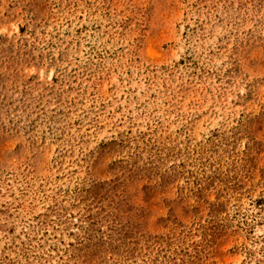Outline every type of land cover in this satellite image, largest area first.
<instances>
[{
    "label": "rangeland",
    "instance_id": "obj_1",
    "mask_svg": "<svg viewBox=\"0 0 264 264\" xmlns=\"http://www.w3.org/2000/svg\"><path fill=\"white\" fill-rule=\"evenodd\" d=\"M0 264H264V0H0Z\"/></svg>",
    "mask_w": 264,
    "mask_h": 264
}]
</instances>
